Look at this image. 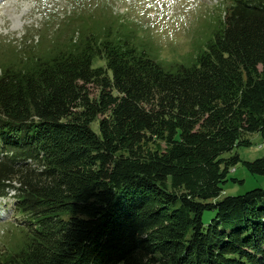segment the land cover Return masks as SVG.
I'll list each match as a JSON object with an SVG mask.
<instances>
[{"label":"trees","instance_id":"obj_1","mask_svg":"<svg viewBox=\"0 0 264 264\" xmlns=\"http://www.w3.org/2000/svg\"><path fill=\"white\" fill-rule=\"evenodd\" d=\"M129 34L0 65V200L22 241L0 264H264V189L219 200L237 165L264 176V157L226 156L264 141V0H234L190 65Z\"/></svg>","mask_w":264,"mask_h":264},{"label":"rangeland","instance_id":"obj_2","mask_svg":"<svg viewBox=\"0 0 264 264\" xmlns=\"http://www.w3.org/2000/svg\"><path fill=\"white\" fill-rule=\"evenodd\" d=\"M234 0H0V65L25 54L47 57L56 47L91 34L130 33L132 42L167 67L190 65L213 35ZM129 34V35H130ZM251 147L235 149L241 161L264 157V141L250 136ZM237 179L240 183L231 180ZM264 189V176L242 164L229 173L219 200ZM12 200H0V253L21 245L13 225ZM213 212L203 215L208 225Z\"/></svg>","mask_w":264,"mask_h":264}]
</instances>
